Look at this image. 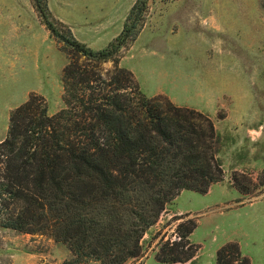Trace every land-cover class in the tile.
<instances>
[{
  "label": "trees",
  "instance_id": "16d2710c",
  "mask_svg": "<svg viewBox=\"0 0 264 264\" xmlns=\"http://www.w3.org/2000/svg\"><path fill=\"white\" fill-rule=\"evenodd\" d=\"M32 2L66 54L63 105L49 114L45 98L31 92L10 111L0 140V227L65 245L63 264H123L143 255L144 235L182 190L204 194L223 178L221 135L208 114L146 96L119 65L144 26L148 0H134L121 31L100 49L79 41L47 0ZM107 61L112 68L103 71ZM181 218L177 238L157 243V261L195 264L197 218L171 217ZM214 264L251 263L228 241Z\"/></svg>",
  "mask_w": 264,
  "mask_h": 264
},
{
  "label": "rangeland",
  "instance_id": "374dc122",
  "mask_svg": "<svg viewBox=\"0 0 264 264\" xmlns=\"http://www.w3.org/2000/svg\"><path fill=\"white\" fill-rule=\"evenodd\" d=\"M11 43L19 60L11 76L13 70L0 63V140L10 111L31 92L45 98L49 113L63 105L66 54L32 0H0V49ZM86 44L93 49L104 43ZM33 59L40 62L38 72ZM119 65L133 73L146 96L164 95L175 105L208 114L221 133L218 156L224 175L218 182L231 189V199L208 207L215 197L191 190L176 199L179 209L206 210L199 218L201 211L189 214L197 218L192 239L200 244V260L213 262L220 244L235 241L251 264H264V0H148L144 26L123 50ZM101 67L111 70L112 62ZM175 213L171 202L144 235L143 255L123 264H165L154 251L160 240L177 238L174 228L184 218L172 220ZM68 259L67 247L46 235L0 227V264H63Z\"/></svg>",
  "mask_w": 264,
  "mask_h": 264
},
{
  "label": "crops",
  "instance_id": "0c3cea01",
  "mask_svg": "<svg viewBox=\"0 0 264 264\" xmlns=\"http://www.w3.org/2000/svg\"><path fill=\"white\" fill-rule=\"evenodd\" d=\"M134 0H47L49 10L55 18L70 26L73 35L80 41L88 43L89 41L93 43H104L101 48L107 45L122 29L123 22L125 20L128 11L133 4ZM116 27V30H115ZM116 31V32H115ZM44 38H48L47 35L43 34ZM12 44V43H11ZM93 49H100L99 47H94ZM18 52L17 48L12 44L11 47L2 46L0 49V63L3 64L4 68L8 67L13 70L9 76L14 75V71L18 62ZM33 59L34 67L33 70H39L40 62ZM24 97H22L23 100ZM53 113V112H52ZM49 113V114H52ZM221 134V133H220ZM188 190V189H185ZM182 190L179 195L185 191ZM192 192H196L191 190ZM231 189L227 190V187L221 182H215L211 184L208 191L203 196H214V199L210 200L208 207L217 205L219 203H225L227 199H231L232 194ZM197 193V192H196ZM229 193V194H227ZM200 194V193H199ZM178 195V196H179ZM235 195V194H233ZM173 200L176 208L175 215L180 214H191L192 212H198L197 218L202 212H206L204 209H193V210H183L176 207V199ZM206 207L205 209H207ZM240 210V209H231ZM215 211V210H213ZM217 212V211H215ZM223 212V211H221ZM197 227V226H196ZM195 230V229H194ZM193 230V231H194ZM193 232L190 235L191 242L199 245L198 242H194L192 239ZM226 243L224 241L222 244ZM220 244L216 250L222 245ZM200 249V248H199ZM215 250V253H216ZM242 254L243 248L241 249ZM195 264H214L215 255L213 262H202L200 260V253L194 257ZM184 264H188L185 262Z\"/></svg>",
  "mask_w": 264,
  "mask_h": 264
}]
</instances>
